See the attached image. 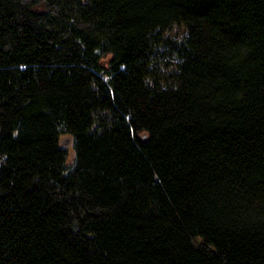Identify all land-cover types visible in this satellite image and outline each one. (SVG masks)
I'll list each match as a JSON object with an SVG mask.
<instances>
[{
	"label": "trees",
	"instance_id": "1",
	"mask_svg": "<svg viewBox=\"0 0 264 264\" xmlns=\"http://www.w3.org/2000/svg\"><path fill=\"white\" fill-rule=\"evenodd\" d=\"M0 264H264V0H0Z\"/></svg>",
	"mask_w": 264,
	"mask_h": 264
},
{
	"label": "rangeland",
	"instance_id": "2",
	"mask_svg": "<svg viewBox=\"0 0 264 264\" xmlns=\"http://www.w3.org/2000/svg\"><path fill=\"white\" fill-rule=\"evenodd\" d=\"M61 143L68 149L70 158H72L74 150H73V140L71 135L65 134L61 136Z\"/></svg>",
	"mask_w": 264,
	"mask_h": 264
}]
</instances>
